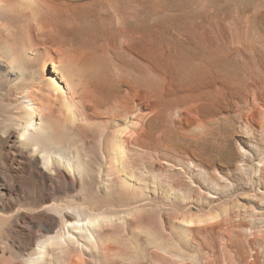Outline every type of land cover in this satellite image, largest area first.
<instances>
[{
    "label": "rangeland",
    "instance_id": "1",
    "mask_svg": "<svg viewBox=\"0 0 264 264\" xmlns=\"http://www.w3.org/2000/svg\"><path fill=\"white\" fill-rule=\"evenodd\" d=\"M74 225L89 264H264V0H0V264Z\"/></svg>",
    "mask_w": 264,
    "mask_h": 264
},
{
    "label": "bare ground",
    "instance_id": "2",
    "mask_svg": "<svg viewBox=\"0 0 264 264\" xmlns=\"http://www.w3.org/2000/svg\"><path fill=\"white\" fill-rule=\"evenodd\" d=\"M212 54H214V53H212ZM224 58H225V56H224ZM49 65H51V67L53 68L52 69L53 72H59L60 71V63L59 62L53 61ZM62 78H64L66 83L68 84V86H70L71 81H68V79H66L67 77L65 78L64 75L62 76ZM51 80L53 82H56L57 84H60L55 76H52ZM56 88H57V86H56ZM70 90L72 92L71 87H70ZM75 94H77V93H75ZM71 96H72V94H71ZM25 97L28 98L27 101L29 102L28 103L29 105L26 104V110H28V112H29V117L27 118V120L25 122L26 125H23L24 126L23 127L24 132H22V133H19V132L18 133L17 132L12 133L11 132L8 135H5L6 139L9 142L10 150L15 155L14 160L17 161V163H19V164H24L26 162V157H25V152H21V149L19 148L18 143L21 142V144L25 145L29 142L28 141L29 140V132L27 130L30 127L32 130H34L36 135L40 134V131L42 130L43 122H44V119H43L44 115L42 114V103H41L37 93L35 91H33V89L28 90L25 93ZM125 111L131 112V110H125ZM36 119H39V121H36ZM37 150H39V151L42 150L44 153H46V152H48V147L46 146L43 150V148L41 146V147H38ZM46 159L48 160V163H50L49 156ZM36 172H37V174L41 175L44 178L43 173H41L40 170H37ZM7 181H9V182L11 181V184H9L8 186H3V187H6L8 189V194H10L12 197V194L14 195V190H15L14 188H16L15 186L17 185V183L19 181L17 178H12V177L11 178L8 177ZM42 197H45V196H42ZM29 221L40 227L39 231H40V233H42V235L44 233H50L51 234V232H54V228H53L54 219L51 218L50 216L39 215V214L34 213V214L29 215ZM71 229H72V232H71ZM71 229L67 230L68 231L67 234L57 233L56 236H45L44 240H39L38 247H39V251L42 253V255H46L49 250L51 251L53 246L54 247L56 246V250L62 251L63 254L65 253L64 254L65 256L66 255L68 256L67 264H89L84 257V253H85L84 251L90 252V250H91V248H93V246L97 247V248H103L106 252H108L109 250H111L113 248L112 245H106L105 246L103 244V242H101V238H100V235L98 234V232L95 230H90L88 225H86V226L74 225ZM73 232L76 233V235L72 234ZM27 236H28L27 238L29 239L30 242L34 241L35 234L33 232L27 231ZM71 248L75 249L78 252H76L75 254L72 253L70 251ZM39 260H41V258H39ZM51 264H53V262H51Z\"/></svg>",
    "mask_w": 264,
    "mask_h": 264
}]
</instances>
